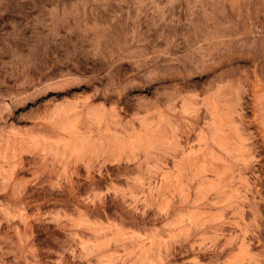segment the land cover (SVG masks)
<instances>
[{"label":"rangeland","instance_id":"rangeland-1","mask_svg":"<svg viewBox=\"0 0 264 264\" xmlns=\"http://www.w3.org/2000/svg\"><path fill=\"white\" fill-rule=\"evenodd\" d=\"M0 264H264V0H0Z\"/></svg>","mask_w":264,"mask_h":264}]
</instances>
